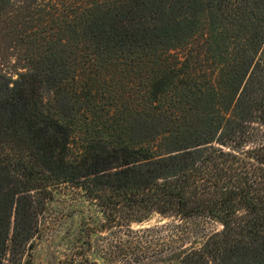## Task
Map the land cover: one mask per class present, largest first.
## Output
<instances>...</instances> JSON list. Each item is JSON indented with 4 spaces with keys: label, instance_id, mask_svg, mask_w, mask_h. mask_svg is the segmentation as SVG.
I'll return each instance as SVG.
<instances>
[{
    "label": "trees",
    "instance_id": "obj_1",
    "mask_svg": "<svg viewBox=\"0 0 264 264\" xmlns=\"http://www.w3.org/2000/svg\"><path fill=\"white\" fill-rule=\"evenodd\" d=\"M55 3L0 0V264L63 186L142 233L137 264H264V0ZM196 219L221 230L173 250Z\"/></svg>",
    "mask_w": 264,
    "mask_h": 264
},
{
    "label": "rangeland",
    "instance_id": "obj_2",
    "mask_svg": "<svg viewBox=\"0 0 264 264\" xmlns=\"http://www.w3.org/2000/svg\"><path fill=\"white\" fill-rule=\"evenodd\" d=\"M48 1L53 3L52 6L58 5L55 3L57 0ZM14 53L7 58L2 57L0 62L4 73L16 80L17 74L24 72V69L22 64L17 62V56ZM244 147L250 149L255 147V144H246ZM103 221L104 216L99 207L85 196L84 191L70 186L54 190L53 199L47 203L46 210L40 219L39 236L34 241L33 249L22 258L21 264H89L87 261L93 264H137L134 262V250L136 247L140 250V245L142 249L143 246H147L142 239V233L130 237L126 229L101 230L98 227ZM175 224L172 220L153 216L142 224L133 225L132 229L140 231ZM182 225H186L191 234H188L185 240L181 239L179 243L173 245L172 248L175 251L184 244L191 246L197 242L201 243L208 234L221 230L218 224L204 219L189 220ZM155 238L156 244L149 247L158 250V246L162 244L158 241V237ZM148 253L150 254L146 256L149 260L139 264H147L152 258L157 260L163 257L160 252L150 248ZM157 253L160 254L156 256ZM169 253L170 251H167L165 254Z\"/></svg>",
    "mask_w": 264,
    "mask_h": 264
}]
</instances>
